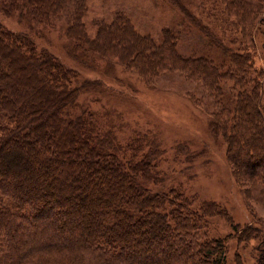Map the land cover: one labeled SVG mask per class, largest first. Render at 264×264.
Instances as JSON below:
<instances>
[{
  "label": "trees",
  "instance_id": "1",
  "mask_svg": "<svg viewBox=\"0 0 264 264\" xmlns=\"http://www.w3.org/2000/svg\"><path fill=\"white\" fill-rule=\"evenodd\" d=\"M212 8L233 19L250 43L257 25L264 24V0H213ZM2 11L18 12L36 25L52 26L63 18L64 35L75 50L116 62L149 84L164 73H178L201 83L219 105L222 85L232 83L236 95L211 123L225 137L235 179L247 181L251 198L264 196L256 192L264 186V117L262 72L253 68V47L232 53L224 69L205 58L183 57L169 29L159 43L138 33L122 13L97 22L90 37L83 23L86 0H6ZM212 41L227 52L219 38ZM76 78L29 34L0 23V264H225L228 240L241 245L260 239L252 225H232L233 236L209 238L208 221L225 215L218 204L203 202L195 209L193 198L180 189L152 190L164 153L159 141L137 134L121 143L94 113L71 115L79 94L72 86ZM241 151L245 156L236 157ZM88 194L105 210L95 218L74 216L73 198L82 212L94 207ZM110 195L115 204L106 210ZM136 239L142 249L135 252L130 247ZM153 246L160 263L144 258ZM160 246L169 248L162 252ZM256 250L255 264H264V239Z\"/></svg>",
  "mask_w": 264,
  "mask_h": 264
},
{
  "label": "rangeland",
  "instance_id": "2",
  "mask_svg": "<svg viewBox=\"0 0 264 264\" xmlns=\"http://www.w3.org/2000/svg\"><path fill=\"white\" fill-rule=\"evenodd\" d=\"M4 1L0 0V23L6 30L29 34L38 49H47L77 73L72 86L78 88L79 94L71 115L84 110L94 113L98 123L111 127L121 143L137 134H147L159 141L164 153L157 165L160 178L156 185H150L152 190L180 189L185 197L193 198L195 209L203 202L218 204L225 215L208 221L209 238L233 236L232 225H252L260 230V239H264V196L256 193H264V186H259L256 197L251 198L246 192L247 181H237L227 162L224 135L211 123L212 115L220 106L227 105L236 95L237 89L230 91L232 83L222 85L224 94L219 105L201 83L187 80L178 73H164L150 84L146 83L116 62L75 50L77 45L64 35L65 19L54 21L52 26L36 25L21 20L18 12L4 14ZM86 1L87 14L83 23L90 37L96 33L97 22L108 23L115 13H122L138 33L159 43L161 33L169 29L177 37V50L183 57L205 58L224 69H228L232 53L253 47V68L262 72V78L258 80L262 85L264 117V24L257 25L250 43L243 39L238 28H234L233 19L221 17L219 11L212 10L213 0H174L176 4L171 0ZM211 38H219L227 52L214 46ZM258 124L259 121L254 123L255 126ZM244 156L243 151L236 155L239 158ZM239 178L244 177L239 174ZM38 190L35 187V191ZM108 198L106 210L115 204L113 195ZM87 200L93 201L94 207L82 212V203L77 198L71 199L74 216L95 218L100 214L98 210H105L94 201L93 194H88ZM260 239L241 245H237L233 238L228 240L225 264H240L241 261V264H255ZM155 248L153 246L144 253V258L160 263L163 259ZM168 248L160 246L162 252ZM141 249L136 239L130 250Z\"/></svg>",
  "mask_w": 264,
  "mask_h": 264
}]
</instances>
